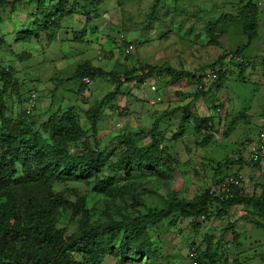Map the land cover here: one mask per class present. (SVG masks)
<instances>
[{
    "label": "rangeland",
    "instance_id": "1",
    "mask_svg": "<svg viewBox=\"0 0 264 264\" xmlns=\"http://www.w3.org/2000/svg\"><path fill=\"white\" fill-rule=\"evenodd\" d=\"M244 1L172 0L165 3L163 0H102L95 13L91 14L87 28L86 16L80 25L78 14L89 13L83 11L87 5L92 12V0H66V8L71 14L61 23L63 29L36 32L33 27L35 21L42 20L41 14L44 20H49V12L56 13L62 0H44L42 5L39 0H0V36L6 45L0 51V72L8 71L11 75L9 93H13L16 87L20 95L28 93L29 97L32 93L37 94V108L33 112L37 115L35 133L49 141L48 129L43 127L48 117L58 109H73L91 145L101 149L106 156L107 162L97 176L79 179L69 188L59 185L56 189L64 191L72 202L85 199L83 214L89 218L92 227H107L114 222L152 216L142 234L128 236L122 231L118 235L114 248L119 250L126 264H187L189 261H193L192 264H212L208 250L215 257L214 264H264V181H260L262 174L250 161L251 145L243 141L242 123L238 121L233 127L226 128L222 122L216 126L208 121L214 128L203 133L199 132L203 122L188 121L193 103L187 105L183 116L174 114L176 110L171 111L167 105L171 101L173 109H177L176 103L180 98L199 95L192 90L186 94L183 90L188 92L195 88L198 91V86L191 79L199 78L213 65L219 66L220 57L225 55L218 47L217 36L211 37L210 29H219L226 17L241 15V8L247 4ZM259 10L257 32L264 30V7ZM96 15L103 18L93 17ZM242 16L248 22L255 17L251 12ZM97 23L100 25L98 32L93 34L92 28ZM106 23L108 28L103 27ZM224 25V30L234 29ZM82 30H85L84 34ZM234 30L247 40L243 26ZM31 31H35L34 36L21 39L23 33ZM228 38L229 34H224L220 43L224 46ZM100 44L109 49H99L103 60H99L93 49ZM131 45L134 50L125 54V49ZM77 51L82 52L80 63L74 57ZM159 52L166 54L161 55L162 61L157 59ZM87 62L122 77L133 70L142 75L141 70L145 66L157 63L161 65H156L157 70L165 74L155 81L157 87L154 91L166 90L170 97L166 96V102H157L153 106L154 103L151 105L146 101V94L151 92V79L144 83H126L115 101L105 103L101 118L93 127L88 118L89 111L118 90L115 82L100 85L95 81L81 92L80 82L70 79ZM260 64L264 71V60ZM239 65H233L235 71H239ZM178 73L183 82L175 80ZM215 84L209 92L216 90ZM240 86L238 82H231L230 90L235 97L233 103L239 109H246L250 107V100L253 104L258 100L256 87L250 84L244 90ZM2 87L0 76V89ZM13 94L8 104L9 115L17 121L22 118L23 109L28 108L26 103L23 108L19 106L18 96ZM214 106L213 110L217 112L221 109V105ZM129 135L135 136L134 146L150 149L152 154L160 156L161 166H148L137 156H129V161L123 159L127 152L119 138ZM230 141L235 142L233 145L226 143ZM218 144L220 146L217 147ZM124 161H127V172L113 169ZM234 166L241 169V175L232 174ZM227 175L242 177L240 193L251 203L245 201L226 215H218V209L212 206L209 217L185 215L179 208L165 218L160 216L167 213L175 202H198ZM81 219L82 216H74L71 211H61L56 225L72 236L80 230ZM193 251H198V256L195 257ZM76 256L81 261V257ZM117 262L115 257L107 256L104 264Z\"/></svg>",
    "mask_w": 264,
    "mask_h": 264
},
{
    "label": "trees",
    "instance_id": "2",
    "mask_svg": "<svg viewBox=\"0 0 264 264\" xmlns=\"http://www.w3.org/2000/svg\"><path fill=\"white\" fill-rule=\"evenodd\" d=\"M39 1L42 5L44 0ZM255 1L245 0L247 4L243 5L240 11L241 15L247 12L254 14L255 17L251 22L244 20L246 14L243 15L244 17L231 15L220 23L219 29L214 27L210 29L211 37L216 38L217 35L223 34L224 24L236 30L243 26L248 44H251L257 37L260 21L258 0ZM91 3L94 8L92 12L89 11L88 5L84 6L85 10H83L89 12L86 14L87 24L92 17L91 13L97 10L102 0H92ZM70 14L66 8V0H62L56 13L49 12V20H44L45 17L41 14L42 20L37 19L33 27L36 32L38 30L57 32L62 29L61 23L67 20ZM85 30H82L83 34ZM34 33L35 31L23 33L21 39H29ZM51 38H53L52 33ZM5 46L4 39L0 36V51ZM243 52L244 48H240L230 56L224 55L220 58L219 66L211 67V70H218L219 79L216 83L226 74L221 69L225 60L241 57ZM245 66H248V63H240L239 68L244 70ZM157 69L158 67L148 65L141 70L142 75H139V71L133 70L122 77L105 72L94 67L91 62H87L78 68L70 80L80 82L81 92L88 87L83 81L85 78L90 82L103 80L104 84L110 82L117 84L118 91H113L114 93L106 96L97 107L89 111L88 118L95 127L101 118V110L105 103L110 104L115 101L121 94L124 84L134 81L144 83L147 79L156 80L155 78L164 76L165 73ZM174 73L175 71L171 74ZM0 76L3 83L0 89V264H104L107 256L115 257L118 260L117 264H126V261H122L123 256L119 254V250L114 248L118 235L122 231L128 236L142 234L152 216L114 222L107 227H92L89 218L83 214L85 199L72 202L64 191L60 192L56 187L66 185L69 188L70 184L79 179L97 176L100 168L107 162L106 156L101 149H95L91 145L73 109L69 111L58 109L55 114L48 117L43 127L48 129L50 138L49 141H45L40 133L37 134L33 130L37 120V115L33 112L36 111L38 101L34 100V104L29 108L33 93L29 97L28 93L20 95V91L14 86L13 93L18 96L19 106L23 108L26 103L28 109H23L22 118L13 120L9 115L8 106L9 99L14 97L13 93L8 92L12 87L9 81L11 75L8 71H3L0 72ZM182 78L178 73L175 80L180 82ZM198 91L204 93L203 90ZM203 123L199 132L203 129L210 132L208 121ZM134 137L129 135L119 138L120 144L125 145L127 152L122 158L129 161L130 157L137 156L148 166L160 167L162 158L152 154L150 149H139L134 146ZM70 144L76 148L74 149ZM126 164L127 161H124L113 169L127 172ZM253 166L259 170V166ZM223 180L220 179L217 185ZM212 190L198 202H175L167 213L160 216L165 218L179 208L185 215L191 213L196 217H209L212 214L210 211L212 206L218 209V215H226L230 209L247 201L240 193L241 188H235L233 198L227 200H221L215 193L211 195ZM70 192L76 194L75 190ZM247 202L251 203V200ZM61 211H71L74 216H82L80 230L76 235L68 236L65 230L56 225V218ZM76 255L81 257V261ZM193 255L198 256V251H193ZM208 257L214 264L215 257L211 250H208ZM191 262L193 261L187 264H192Z\"/></svg>",
    "mask_w": 264,
    "mask_h": 264
},
{
    "label": "crops",
    "instance_id": "3",
    "mask_svg": "<svg viewBox=\"0 0 264 264\" xmlns=\"http://www.w3.org/2000/svg\"><path fill=\"white\" fill-rule=\"evenodd\" d=\"M163 1L165 3H168L171 0H163ZM111 2L112 1H110V3ZM153 11H156V10H153ZM162 11H163V7H162V9H160V12H162ZM78 15H80V18H81L80 19L81 20L80 25H81V23L85 19L84 16H86V15H84V14L83 15L78 14ZM99 16L101 18H103V16H101V15H96L93 17H97V19H100ZM91 18H90V21L88 24H87V21L85 23V26H87V28H88V25L91 23ZM99 26L100 25L97 23V25L92 28L93 34L95 33V31L98 32ZM103 27L108 28V24L106 23L105 26H103ZM234 29H227L226 28L223 31V34L217 35L218 47L222 50V52H224L225 55H229V56L234 54L238 49L244 48V52L242 54L244 56L245 63L249 64L248 68L243 70V68L240 69L238 67L239 71H237V70L235 71L233 65L235 66V64L237 62L234 61V58H232V59L227 58L223 64V67L228 65L227 70H225L226 74L223 75L221 77V80L214 85V89L216 88V90L213 91V89H212L213 87H212L211 88L212 90L210 92H209V90H210V88H209L208 90H205L204 93H202V92L197 91V90L195 91V88L189 89L188 92L186 90L181 89L186 94L192 90V91L196 92V93H194L195 95H197V94H199V95H197V96L185 95L186 99L180 98V100L176 103L178 105L177 109H175V108L173 109L172 106H174V104L171 103V101L168 102L167 105L169 106L168 109H170L171 111L176 110L174 114H176L178 116H183L186 113L187 105L188 104L190 105V103H193L192 106L190 105L191 111H190V115H188V121H190L191 123L192 122L194 123V122L212 121L214 123V125L218 126L222 122L223 127L226 126V128H228V127H233L238 121H240L242 123L241 128L243 129V135H242L243 141L245 142L246 145H251V147H252V145H254V143L258 139V135L260 133V129H261V126H262L263 121H264V71L261 68L262 64H260L264 60V30H258V34H257V37L255 38V40H253L251 42V44H248V38L246 40L245 36L243 34L235 32ZM125 31L127 32L128 29ZM130 31L132 32V30H130ZM131 32H129V35L131 36V38L133 40H135V38H134V36H132ZM147 32L148 31H145L144 33H147ZM59 33L60 32H58V34ZM224 34H229V38H228V42L223 46L222 43H220V41H222L221 39H222ZM133 35H136V34L133 33ZM149 35L150 34H147L146 37H149ZM101 42H103V41H101ZM93 49L95 50L96 55H98L99 57L103 56V55H101L99 49L100 50H109L108 48L102 47L101 44H100V46L95 45L93 47ZM135 49L137 51L136 47H135ZM76 54H77V56H76ZM157 55H159V56H157V59H161V61H162L161 55L166 56V54L160 53V52ZM74 57H76V61H78V63H80L79 61H80V58L82 57V52L77 51L75 53ZM220 58H222V56ZM138 59L141 60L140 57ZM98 63L100 64V62L96 61V64H98ZM250 63L252 64V66H250ZM253 63H254V65H253ZM96 64L92 62V65L94 67H97ZM255 64H257V65H255ZM148 65H151V64H148ZM156 65L161 66L157 63H156ZM156 65H152V66L156 67ZM221 69H223V68L221 67ZM209 71H211V69L207 70L199 78H197V77L192 78L191 81H193L196 84V86H198V84L201 82L204 74H207ZM161 78L162 77H159L158 79H161ZM183 81H184V79H182L180 82H183ZM231 82L240 83L242 85L240 87L244 90H246V87L249 86L250 84L254 85L256 87V92H255L256 95L255 96L258 99L257 102H255L253 104V103H251V100H250V103H249L250 107L248 106L246 109H243L244 107H242L241 109L237 108V105H234V103H233V100L235 97L231 93L232 91L230 90L232 88ZM98 83L100 85H102V84H104V81L99 80ZM149 84H152V87H153L156 85V82H155V80L151 79ZM185 86H187V85L184 84V87ZM150 91L151 92H149L148 95L146 94V96H148L147 97L148 99L146 101L149 102L151 105L154 103L153 104V106H154V105H156L157 102H166L165 97L168 96V94H167L168 91H166V90L154 91L152 88H150ZM225 92H227L226 95H225ZM218 95L222 98H219ZM238 96H239V94H238ZM169 97L170 96H168V98ZM217 104L221 105V109L218 112L213 110L214 109L213 107H215L214 105H217ZM240 110H245V112H240ZM212 112H214L213 115H211ZM191 116H194L195 118H191ZM258 124H259V128H258ZM232 131H234V128H232ZM237 137H240V136H237ZM234 142L230 141V142H226V143H228L229 145H231V144L233 145ZM218 146H220V144H218L217 147ZM222 159H223V157H222ZM236 165H238V164H236ZM236 168H237V166L236 167L234 166L232 168V174L235 173L237 175L238 174L241 175L240 174L241 169H239V168L236 169ZM257 171L259 173V170H257ZM259 174H261V173H259ZM259 178H260L261 182L264 181V175H262ZM262 188H264V187H262Z\"/></svg>",
    "mask_w": 264,
    "mask_h": 264
},
{
    "label": "built area",
    "instance_id": "4",
    "mask_svg": "<svg viewBox=\"0 0 264 264\" xmlns=\"http://www.w3.org/2000/svg\"><path fill=\"white\" fill-rule=\"evenodd\" d=\"M264 7V0H258V8ZM133 50V47H129L126 50V53H131ZM244 56L234 58V61L237 63H244L245 60L243 58ZM228 65L224 66V71L227 70ZM219 79L218 70H211L207 74H204L202 81L198 85V88L200 90H208L212 84L216 83ZM86 83H89V80H85ZM155 90V88H153ZM34 104V99L30 102L29 108L31 105ZM208 127L212 130L214 128V125L212 123L208 124ZM203 133H207L208 130L203 129ZM162 149V147H161ZM250 161L252 162V165L259 166V170L262 175H264V122L261 126L260 133L258 135V140L252 145L251 147V155H250ZM242 187V177L241 176H227L223 181H221L217 187L210 192L212 195L213 193L220 196L221 200H227L229 198H233V194L235 192V188H241Z\"/></svg>",
    "mask_w": 264,
    "mask_h": 264
},
{
    "label": "clouds",
    "instance_id": "5",
    "mask_svg": "<svg viewBox=\"0 0 264 264\" xmlns=\"http://www.w3.org/2000/svg\"><path fill=\"white\" fill-rule=\"evenodd\" d=\"M129 47H133V50H134V46H133V45H131V46H129ZM129 47H128V48H129ZM128 48L125 49V54H129V53H126V50H127ZM133 50H132V51H133ZM132 51H131V53H132ZM131 53H130V54H131ZM99 60H103V56H100V57H99ZM158 78H159V77H158ZM158 78H155V79L158 80ZM86 79H87V78H85V79L83 80L84 83H86V81H85ZM88 80H89V79H88ZM156 80H155V81H156ZM201 81H202V80H201ZM91 83H92V82L89 81V83H86V84L89 85V84H91ZM199 84H200V83H199ZM199 84H198V85H199ZM151 88H152V89L155 88V90H156V85L153 86V87L151 86ZM153 90H154V89H153ZM199 90H200V89H199ZM203 91H204V90H203ZM86 92H89V90L86 91ZM36 95H37L36 93H33V94H32V99H34V100L37 101L38 99H37ZM32 99H31V100H32ZM161 147H162V146H161ZM162 149H163V147H162ZM213 190H214V189H213Z\"/></svg>",
    "mask_w": 264,
    "mask_h": 264
}]
</instances>
